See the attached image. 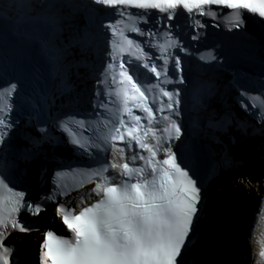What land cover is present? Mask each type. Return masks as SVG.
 Wrapping results in <instances>:
<instances>
[{"label": "snow or ice", "instance_id": "1", "mask_svg": "<svg viewBox=\"0 0 264 264\" xmlns=\"http://www.w3.org/2000/svg\"><path fill=\"white\" fill-rule=\"evenodd\" d=\"M176 2L182 3V0H164L165 4ZM167 136L166 140L174 137L180 141L183 133L173 122ZM112 140L135 141L138 150L135 158L144 161V167H130L124 162L122 149H117ZM152 140L155 145L136 127L107 137L109 152L116 151L121 156L120 163L110 158L108 166L127 179L119 185L108 184L103 167L94 161L96 169L88 175L102 178L93 189L101 199L83 207L78 214H72L63 206L56 208L72 238H58L51 230L47 231L41 244L40 264H188L185 253L194 241L203 212L205 180L194 168L181 166L183 160L174 152V144L165 146L155 137ZM70 143L78 152L83 149L82 156L88 155L91 159L95 155L89 153L87 141L73 138ZM91 147L102 148L103 145L93 143ZM139 150L147 156L141 155ZM158 151H163L164 159H157ZM0 177H3L0 189H6L12 197L7 214L0 213V247H3L0 261L9 264V249L3 245L6 233L17 229L21 233L32 231L18 219V214L26 209L29 214L38 216L43 209L40 204L34 205L25 199L26 189L13 191L5 183L6 180L11 183V178L3 171ZM49 198L43 197L44 200Z\"/></svg>", "mask_w": 264, "mask_h": 264}, {"label": "bare ground", "instance_id": "2", "mask_svg": "<svg viewBox=\"0 0 264 264\" xmlns=\"http://www.w3.org/2000/svg\"><path fill=\"white\" fill-rule=\"evenodd\" d=\"M263 164H264V162H263ZM241 177L244 179V178L248 177V174L245 173L244 171H240L238 173L233 174L232 177H231V181H233L232 183H234L235 185H237V188H241L243 191L250 190V191H252V193H255L258 190V185L256 183L251 184L250 186H244V184L241 181L243 179H239ZM223 189H224V186H222V187L219 188V190H220L221 193L224 192ZM41 215H43V214H41ZM38 217H40V214L38 215ZM42 217L48 219L50 217V213H47V214L43 215ZM241 220L242 219H240L238 221V223H240ZM242 228H243V226H242ZM28 236H32V234H30ZM237 243H238V239L236 241H234V245L237 246L238 245ZM28 244L30 245V247L33 246V244L31 242H28ZM234 249L239 252V255L240 256H245L246 255V252L242 248H234ZM30 251L33 252V248L30 249ZM29 257L30 256H28L27 258H29ZM232 263H233L232 257L231 256H228L227 257V264H232ZM26 264H30L29 261H27Z\"/></svg>", "mask_w": 264, "mask_h": 264}]
</instances>
